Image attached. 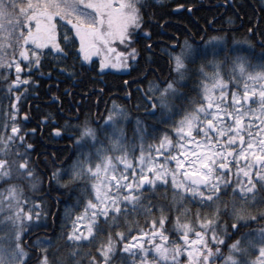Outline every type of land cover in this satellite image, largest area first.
Here are the masks:
<instances>
[{
  "label": "snow or ice",
  "instance_id": "obj_1",
  "mask_svg": "<svg viewBox=\"0 0 264 264\" xmlns=\"http://www.w3.org/2000/svg\"><path fill=\"white\" fill-rule=\"evenodd\" d=\"M145 6L141 0H27L26 3L24 0H19V3L18 0H0V19L10 18L11 30L16 34L19 52L14 64L15 78L10 81H7V76L11 71V64L7 59L0 57V73H3L9 91L13 85L23 86L29 82L30 72L22 71V64L26 62L31 72L37 71L40 56L43 54L41 50H45L46 45L51 46L46 52L67 58L69 53H66L65 48L56 40L58 23L66 29V46L75 44L78 38L79 51L74 54L82 60L88 61L97 56L101 69L127 68L126 61L134 60L137 56V50L132 45L137 43L142 30V9ZM176 7L180 8L181 5L177 4ZM3 27L0 24V31ZM146 38L151 39L150 36ZM222 40V36L209 37V41ZM113 41H118L126 51H118L112 46ZM26 43L30 47L35 46L34 49L29 52V48L23 46ZM193 47L186 38L180 44V52L171 57L178 69L182 68L184 59L191 55ZM112 54L119 59L113 60ZM252 67L247 65L243 58L238 57L231 68L235 80L230 77L222 78L219 71H213L209 75L202 67L200 72L204 82L200 88L203 95L192 101L188 106L190 110L186 109L182 118L174 122L171 129L174 136L165 130L164 135L154 137L155 149L150 144L148 153L141 151L140 155L134 157L132 165L127 164L126 146L118 140L114 141L113 147H109L107 151H118L121 155L104 157L94 166L89 163L86 167L84 160L73 163L74 179L83 175L94 180L100 176V169L103 168L107 181L102 182L99 187L96 183L92 184L95 196L87 200L85 214L78 217L80 222L86 223L80 227V224L74 221L73 231L67 233V239L76 246L70 252L73 258L80 254V244L95 240L96 233L103 232L101 225L106 223L108 218L118 219L119 214L130 204L135 207L145 202L146 191L151 193L154 189L167 187L171 183L174 198H198L200 207L210 210L205 212L203 219L197 212V218L191 227L188 222H177L176 233L181 234L176 237L175 242L169 241L170 247H163L161 243L155 242L157 237L160 241L169 240L164 230L168 217L161 210L158 217L146 219L145 222L149 224L147 231L133 230L127 236L118 230L109 233L107 239L101 240L96 248V254L88 257L87 264H113L117 250L124 264H158V261L159 264H181V261L183 264H214L221 254V246L226 242L227 230L230 228L232 235H235L243 222L257 218L249 216L246 212V199H254L258 191L264 192V63L258 65V72L248 70ZM237 72L239 76H236ZM181 79L183 72L172 80L162 82V86L149 82L147 91L154 93L146 95L144 101L152 108L149 115H155L157 104L163 114L171 105V98L184 95L179 88ZM241 80L246 83L241 84ZM248 81L254 82L258 90L256 86L249 90ZM210 89L218 91L219 100L215 99V95L208 94ZM12 106L15 107L14 100ZM126 117L127 113L122 106L113 101L108 115L102 117V120L115 127L119 120ZM76 119L79 121V116ZM137 124L139 126V121ZM74 127L79 133L75 136L76 141L89 137L93 141L96 140L98 129L92 127L90 115H85L84 120ZM53 131L59 134L62 129L56 128ZM140 131L146 130L141 128ZM18 134L15 123L12 124L7 139L0 134V143L4 145L0 147V154L15 142ZM27 161L28 157L25 156L19 162L18 170L27 174L30 180L38 179L33 176ZM229 162H234L236 181L240 183L230 179ZM6 164L4 159H0V183L12 179V170L6 167ZM57 174L58 172H54L53 178ZM233 186L240 193L239 206L233 202L229 209L225 202L221 208V190ZM21 195L22 191H18L17 185L6 184L4 188H0V208L7 205L10 213L12 209L16 210V215L6 218L12 221L11 232L6 236L0 235V264H29L31 260V254L22 244L23 237L28 234L24 230V224H30L34 218L31 209L36 205L24 202L23 207H19ZM24 208L29 211H24ZM155 210L153 206L151 211ZM220 215L231 216V224L221 222ZM259 215L264 217V210ZM244 235L246 234H242V237ZM242 237L227 245L229 255L223 256L220 264H264V228L247 240ZM118 241L123 242L122 246ZM38 242L50 243L42 239ZM145 243L150 247H145ZM189 244L190 248L185 247ZM249 249L257 252L256 258H245ZM181 251L187 253V259L181 257ZM36 264H51L46 250L38 251ZM75 264L80 262L75 261Z\"/></svg>",
  "mask_w": 264,
  "mask_h": 264
},
{
  "label": "trees",
  "instance_id": "obj_2",
  "mask_svg": "<svg viewBox=\"0 0 264 264\" xmlns=\"http://www.w3.org/2000/svg\"><path fill=\"white\" fill-rule=\"evenodd\" d=\"M24 2L26 3L27 0ZM141 3L146 5L142 9L144 23L137 43L132 45L137 50V56L134 60L126 61L127 68L101 69L97 60H94L95 63L82 60L74 54L79 51L78 41L66 46L64 43L66 29L59 23L57 24L56 40L61 47L65 48V52L69 53L66 59L46 52V49L51 47L46 45L45 50H41L43 54L40 56V65L37 71L31 72L27 68L26 62L22 64V71L30 72L29 82L23 86L21 84L13 85L9 91L7 81L15 78L16 73L14 64L19 55L17 46H12L4 58L10 62L11 71L7 76V81L3 78V73H0V131L7 139L12 124L15 123L19 134L16 135L15 142H12L0 154V159H4L7 162L6 167L12 170V179L0 183V188H4L6 184L17 185L18 191H22L19 207H23L24 202L36 205L31 209L34 218L30 224L28 222L24 224V230L28 234L23 237L22 246L31 254L29 264H36L39 250L47 251L51 264H75V261L87 264L88 257L96 254V248L99 247L101 240L107 239L109 233L118 230L127 236L133 230L144 229L147 231L149 224L145 222L146 219L158 217L161 210L168 217L164 230L165 235L169 238L168 241H162V244L165 247H170L169 241L175 242L176 237L181 234L176 233L175 224L177 222H188L191 227L192 222L197 218V212L203 219L205 212L210 211L200 207L198 198L195 200L174 198L173 188L168 184L167 187L156 188L151 193L146 191L144 195L147 200L135 207L130 204L126 210L119 214L118 219L108 218L107 222L101 225L103 232H97L95 240L80 244L78 247L80 254L75 258L70 255L76 246L67 239V233L72 231L73 221L83 212L87 200L92 198L88 181L74 179L69 168L78 154V141L75 140V136L79 133L74 126L82 122L85 115L91 116L95 108L92 99H86V93H90L92 90H101L106 96L124 92V82L127 81L128 84L129 81H137L146 72L149 75L141 81L143 85L151 76H153L152 80H156L155 73L164 78L169 70L168 63L171 62L173 66V62L170 59L165 60L161 51L166 50L167 52V44H174L176 38L180 39V47L184 38L189 35L197 37L198 32L205 28L206 33L201 43L189 42L194 46L193 54L184 59L183 81L179 83L180 91L184 95L171 98V105L163 114L158 106L157 112L152 116L142 113L146 106L144 102L133 101L132 98L130 103L126 102L127 105H124L128 114L122 120L128 123L126 131L128 136L134 133V125L139 121L140 128L146 130L142 132V136L147 145H153L155 144L154 137L164 135L165 130H168V134L171 135L174 122L184 115L186 109L190 110L188 106L192 101L201 97L199 80L202 67L203 70H208L209 62H221L224 68L228 67L230 64L228 58H230V51H233V47L237 52L248 56L250 63H264V8H262L263 1L261 0L235 1L234 8L226 19L223 17L217 19V26L220 22L224 26L217 28V31L207 29V25L219 8L216 7L217 0H141ZM177 4L184 6V11L173 12ZM197 4L207 7L194 11L191 16L188 15L185 10L189 8V5ZM249 4L252 5V8L249 7ZM0 24L11 30L9 17L0 19ZM68 27L71 26L68 25ZM13 36L16 38L15 32H13ZM148 36L151 37L150 40L146 38ZM212 36L224 37L223 45L218 47L215 41V43L207 45L209 37ZM23 46L29 48V52L35 47H30L27 43ZM113 47L121 52L126 51L118 42ZM1 52L5 53V51ZM118 59L115 56L114 60ZM179 73H181L180 70L176 69L172 77H177ZM21 80H23L22 76ZM65 89H68L67 93H64ZM76 93L81 96H76ZM13 100L15 101L14 108ZM133 105H138V107L135 108ZM23 115L26 116V122L22 121ZM77 115H79V121L76 119ZM91 125L94 128L101 127L95 126L92 121ZM56 128L62 129L61 135L58 137L53 133V129ZM21 137H23L22 140ZM96 137L103 139L105 136L99 131ZM0 147H4V145L0 143ZM25 156L28 157L29 169L38 179L30 180L27 174L18 170V164ZM231 167L233 170H231L230 179L236 181L235 166ZM54 172H58L55 178L52 175ZM239 197V190L234 186L226 190L222 189L220 207L223 208L225 202L229 209L233 202L239 206ZM153 206L156 208L155 211H151ZM5 207L8 208L7 205ZM245 209L249 216L257 218L243 222L235 235H232L230 228L227 230L226 242L221 246V254L214 264H220L223 256L229 255L227 245L233 240L242 237V234H246L242 239L247 240L264 228V217L259 215L264 210V192L258 191L254 199H246ZM24 211L27 212L29 209L24 208ZM6 212L10 213L9 208ZM11 212L13 216L16 215L15 209H12ZM8 213L0 214V235H7V231H10L9 227L12 228V221L10 220L9 223L5 221ZM220 220L229 225L232 222L229 215H220ZM191 235L194 236V233ZM39 238L50 241V243L37 246L34 241ZM122 243V241H118L120 246ZM249 252L245 258H255L257 252L254 249H249ZM180 255L187 259L186 252L181 251ZM113 264H124L119 250L115 254Z\"/></svg>",
  "mask_w": 264,
  "mask_h": 264
},
{
  "label": "rangeland",
  "instance_id": "obj_3",
  "mask_svg": "<svg viewBox=\"0 0 264 264\" xmlns=\"http://www.w3.org/2000/svg\"><path fill=\"white\" fill-rule=\"evenodd\" d=\"M261 1H264V0H261ZM6 25V24H5ZM14 36H13V31H11L9 28H7L6 26L3 27L2 31H0V45H2V47H0V57H3L5 58L7 55H8V50H10L12 48V46L16 45V42L14 41ZM16 39V38H15ZM77 41H78V44H79V40L77 38ZM118 42V41H113L112 42V46H114V44ZM219 46H222L224 41H215ZM214 41H209L207 45L211 44V43H215ZM233 47V46H232ZM233 51H230V58H228L230 60V64L228 67H223V64L221 62H211L210 63V66H209V69L208 70H203L205 73L207 74H211L213 71H219L220 72V75L222 78H231L233 80H235L236 77H233L232 76V72H231V68H232V65H233V62L237 60L238 57L240 58H243L247 65H252L253 67L252 68H249L248 70L249 71H260V68L258 67V65H260L261 63H250L249 59H248V56L246 55H243L242 53H239L235 50V48L233 47L232 48ZM1 51H5V53H2ZM172 56H174L175 54L179 53L180 52V47L177 51H171V50H167ZM191 54H193V50L191 52ZM188 57V56H187ZM186 57V58H187ZM93 59H97L98 61V64H99V57L97 56H93L90 60L86 61V62H89ZM112 59L114 60L115 59V55L112 54ZM114 69V68H111V67H107V69ZM183 68V66H182ZM182 68L178 69L177 70H180V72H183L182 71ZM116 70V69H115ZM179 72V71H178ZM180 74V73H179ZM184 74V73H183ZM236 76H239V72L236 73ZM183 79H181L179 81V83H182ZM204 82V77L203 75H201V78L199 80V92H200V95L202 96L203 95V92L200 88V85ZM241 84H244L246 83V81L244 80H241L240 81ZM248 87H249V90H251L254 86H256L254 84V82H251V81H248ZM257 87V90H258V86ZM209 95H215V99L216 100H219L220 97L218 95V91H215L213 89H210L209 90ZM230 99V97H229ZM258 99V97H257ZM158 106H160L158 104ZM207 106V104L205 105ZM255 106V105H253ZM16 118V117H15ZM182 118V117H181ZM180 118V119H181ZM179 119V120H180ZM178 120V121H179ZM177 121V122H178ZM127 121H123V120H119L117 125L114 127L111 123L105 121L104 125H107V126H104V127H100V128H97L98 131H101L103 134H104V138L103 139H99L98 137H96V140L93 141L92 138H83L81 141H79L77 143V156L75 157L74 161L70 164L69 168L70 170L72 171V165L75 161H80V160H84L85 161V166L87 167L89 163H91L93 166L97 163L100 162V160L104 157H110V156H119L121 155L120 152L118 151H113V152H108L107 149L109 147H113V142L114 141H119V143L123 144L126 146V153H127V164L128 165H132L133 162H134V157L135 156H138L140 155V152L143 151L145 154L148 153V146L149 144L147 145L146 141H145V138L142 136V132L140 131V124L138 126L137 122L135 123L134 125V133H131L130 136H128L129 134H127ZM2 133V131H0V134ZM171 135L174 136V133H171ZM153 148L155 149V144L152 145ZM157 160H160L159 157H156ZM230 163V167L234 165V162H229ZM231 170L232 167H231ZM264 171V170H262ZM234 172H235V175L237 176V173L234 169ZM78 179H84L86 181H88V185H89V188L91 189V192H92V198H94L95 196V193L93 192L92 190V184L93 183H96L97 184V187H99L101 185V183H107V181L105 180V177H104V169L101 168L100 169V176L95 178L94 180H90L88 179L87 176H79L77 177ZM242 179H246V178H243ZM237 183H240V181H236ZM171 185V183H169ZM172 186V185H171ZM7 193H5L6 195ZM8 211V208L7 207H2L0 209V214L2 213H8L6 212ZM82 214H85V209L83 210V212L79 215L81 216ZM9 215H12V212L11 213H8L5 217V219L7 217H9ZM87 215H90V213H87ZM78 216V217H79ZM78 217L74 220L75 222L79 223L80 224V227H83L84 226V223L86 222H80L78 220ZM6 223H9L10 222V219H6L5 220ZM73 221V223H74ZM73 227V226H72ZM10 231H11V226L9 227ZM10 231H7L8 234L10 233ZM72 231H73V228H72ZM6 236V235H4ZM41 240L40 238L39 239H36L34 241V244L37 245V246H42L43 244L39 243L38 241ZM44 240V239H42ZM7 239H5V243H7ZM156 243H163L162 241L159 240V238L157 237L156 240H155ZM145 247H150L147 243L144 244ZM163 247H165L163 244H162ZM191 245L189 244L188 248H190ZM249 252V251H248ZM250 253V252H249ZM257 254H255V258H256ZM149 259H151V257H149ZM158 264H159V261H158Z\"/></svg>",
  "mask_w": 264,
  "mask_h": 264
},
{
  "label": "flooded vegetation",
  "instance_id": "obj_4",
  "mask_svg": "<svg viewBox=\"0 0 264 264\" xmlns=\"http://www.w3.org/2000/svg\"><path fill=\"white\" fill-rule=\"evenodd\" d=\"M198 1H201V0H198ZM235 1L238 2V0H217V4L218 5H216V7L218 6L219 8L217 7L218 10L215 11V16L209 22V24L207 25V29H209L210 31H217V28H223L224 26L221 24V22L218 23L219 26H217V24H216L217 23V19H220L221 17H223V19H226L228 14L232 12V9L234 8V2ZM204 7H207V6L203 5V4L192 5L191 8H188V9H190V12H187V9L185 11H186V13H188V15L191 16V15H193L194 11L200 10V9H202ZM211 7H213V6H211ZM249 7L252 8V5L249 4ZM262 8H264V1H263V4H262ZM263 14H264V10H263ZM205 33H206V29L202 28V30H200L198 32L199 35L197 37H194L193 35H189L186 38L188 39L189 42L191 41V42H194L195 44H199V43H201V41H203ZM186 38H184V40ZM179 42H180V39L176 38L175 43H178V44H177V46L175 48H172V46H171L173 43L167 44L168 50L177 51L179 49ZM147 48H149V47H147ZM161 52H163V54L162 53L161 54L163 55V58L165 60H169L170 59L173 62V66L171 65V62L168 63V66H169L168 67V69H169L168 71L169 72L167 71V74H166V76L164 78H161L160 75L155 73V77H156L155 79L156 80H152L153 76H151V77L149 76L150 78L147 79L146 80V84L143 85V84H141V81L143 79H145L149 75V73L146 72L137 81H134V82L129 81L128 84H127V81L124 82V84H123L124 92H118V93H114V94L106 95V96L104 95V91H101V90H99V91L92 90L90 93H86V99H92V103H93V105L95 107L93 109L94 110L93 113L91 114V121H92V123L95 126H102V127L105 126L104 125L105 121L102 120V117L108 115V109L110 107H112L113 101H115V103L117 105L122 106L124 111L127 113L125 106L127 105L128 102L130 103L132 101V98H133V101L144 102L146 95H154V93H151V92L147 91L149 89V87H150V83L149 82H151L152 84H156V85H161L162 86V82H165V81L173 79L172 74H174L176 72V69H177V67L175 65V61L171 58L172 55L168 51L166 52V50H162ZM94 60H97V59H93V60L89 61L88 63H91ZM175 67H176V69H175ZM136 82H140V83H136ZM67 92H68V89H65L64 93H67ZM77 95H78V93H76V96ZM92 95H95V96L93 97ZM78 96H81V95H78ZM133 106L135 108L138 107V105H133ZM157 107H158V104H157ZM150 108H151L150 105H146L144 107V110H143L142 113L147 115L148 111L150 110ZM156 112H157V109H156ZM136 114H138V113H136ZM77 116H79V115H77ZM98 121H99V123H97Z\"/></svg>",
  "mask_w": 264,
  "mask_h": 264
},
{
  "label": "water",
  "instance_id": "obj_5",
  "mask_svg": "<svg viewBox=\"0 0 264 264\" xmlns=\"http://www.w3.org/2000/svg\"><path fill=\"white\" fill-rule=\"evenodd\" d=\"M183 9H184V6H181L180 8L175 7V8L173 9V12L177 13V12L183 10ZM187 12H190V9H187ZM171 46H172V48H175V47L177 46V43H174V44H172ZM50 102H51V101H50ZM150 112H152V108H150V110L148 111V113H150ZM155 112H156V111H155ZM22 121H25V122L27 121L25 115L22 116ZM53 133H54V135L57 136V137H58L59 135H61V132H60L59 134L56 133V132H53Z\"/></svg>",
  "mask_w": 264,
  "mask_h": 264
}]
</instances>
